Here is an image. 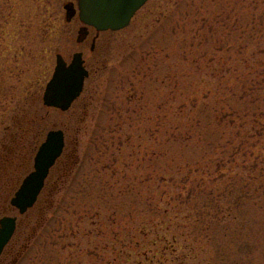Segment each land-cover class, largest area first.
<instances>
[{"label":"rangeland","instance_id":"rangeland-1","mask_svg":"<svg viewBox=\"0 0 264 264\" xmlns=\"http://www.w3.org/2000/svg\"><path fill=\"white\" fill-rule=\"evenodd\" d=\"M67 1L0 0V138L24 110L44 116L0 172V217L18 216L0 264H264V82L240 98L264 71V0H147L82 42ZM76 51L92 70L82 94L46 106L57 53ZM231 103L254 113L237 124L249 140L215 123ZM51 129L66 146L43 222L11 199Z\"/></svg>","mask_w":264,"mask_h":264},{"label":"water","instance_id":"water-1","mask_svg":"<svg viewBox=\"0 0 264 264\" xmlns=\"http://www.w3.org/2000/svg\"><path fill=\"white\" fill-rule=\"evenodd\" d=\"M147 0H77L79 18L83 26L79 29L78 42L83 41L89 26L102 30H118L127 26L136 11ZM66 21L70 22L77 13L73 1L64 4ZM89 76L83 53H74L68 63L61 53L56 55V65L52 77L47 82L43 101L46 106L68 110L80 96L84 83ZM65 132L62 129L50 130L45 140L39 146L35 157L34 167L25 176L20 187L11 199L19 213H26L36 203L44 188L51 168L62 155L65 147ZM18 216L5 215L0 218V256L13 237L17 228Z\"/></svg>","mask_w":264,"mask_h":264},{"label":"trees","instance_id":"trees-1","mask_svg":"<svg viewBox=\"0 0 264 264\" xmlns=\"http://www.w3.org/2000/svg\"><path fill=\"white\" fill-rule=\"evenodd\" d=\"M258 74L259 73H257L255 78L252 80L251 86L248 87L247 82L244 81V84L242 86L243 93L241 94L240 98L245 99L246 97L250 96L251 95V93H249L250 90L256 91L259 95V90L261 88L262 83L264 82V71L261 72L260 76H258ZM35 98H37V97H35ZM36 101H37V99H35L32 102L34 103ZM229 105L230 106L227 109H219L217 107L214 108V111L216 112L214 115V119H216L215 123H217V126L227 124L231 128V135L233 138H238L240 136L245 135L248 137L246 139L249 140L253 136V131L256 129L255 126L246 128L245 133L242 134L239 131L240 128L237 126V124L240 120H242L244 118L252 117L254 113H252L251 111H245V108L237 106L236 103H231ZM23 109H25V107H23ZM24 112H25V115H23L22 119L25 120L26 121L25 124L26 123L27 124L26 125L24 124L25 126L22 125L23 128H21V130H23V131L22 132L16 131V132H12L9 134L5 133L0 138V143L2 145V147L0 148V153H1V156H0V172L6 171V169L9 167V165L13 163V160L16 157L17 152L19 151V149L20 150L22 149L23 144L26 141L27 134L29 133V131L35 126L36 123H38L39 121H41V119L44 118L43 115L41 117H39L38 113L32 114V115H36V116L30 117L27 110H24ZM211 122H213V121L211 120ZM6 128L9 129V126H7ZM215 139H217V141ZM215 139L213 137L212 140L210 139L209 142L207 141V146L209 148H213V147L215 148L216 147V145L218 144L219 138H215ZM231 143H233V142H231ZM238 150H239L238 148L233 146V152L234 153L232 152L231 156L233 154L236 155L238 153ZM220 162H223V161L220 160L219 163ZM219 163H218V166H219ZM37 208L38 209L35 211H37V213L39 215V219H42V221L44 222L46 219V212H45L46 209H45V207H43V206L40 207L39 205H37ZM6 251H7V247H6L3 255L1 256V258L5 255ZM175 251H176V249H175ZM187 257H188V255H187ZM1 258H0V260H1ZM141 264H144V263L142 262ZM180 264H185L184 258H181Z\"/></svg>","mask_w":264,"mask_h":264}]
</instances>
